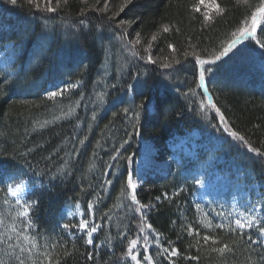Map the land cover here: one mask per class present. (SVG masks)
<instances>
[{"label": "trees", "instance_id": "1", "mask_svg": "<svg viewBox=\"0 0 264 264\" xmlns=\"http://www.w3.org/2000/svg\"><path fill=\"white\" fill-rule=\"evenodd\" d=\"M26 1L0 0V51L15 52L10 66L0 68V260L17 264L19 255L25 264H136L127 251L137 239L133 254L140 264L147 256L152 258L147 264H264V246L247 243L249 237L260 239L255 227L243 232L230 231L234 224L228 223L209 228L196 215L199 171L204 177L219 169V158L259 183L264 206V157L230 135L238 132L264 152V50L256 43H264V14L240 51L222 57L214 74H205L207 92L198 87L196 60L219 55L233 32L250 27L264 0H212V12H204L200 0H132L123 11V0L106 9V0H60L59 7L53 0L55 12ZM137 33L142 44L135 45L139 55H134L128 41ZM138 81L146 86L129 88ZM73 84L62 96L47 95L54 86ZM208 94L220 113L208 103ZM142 103L147 112L140 109L134 118ZM69 109L70 116L62 114ZM195 129L216 135L218 146L179 157L165 172L148 177L135 195L149 207L135 211L126 178L140 141L154 144L161 158L171 141ZM17 183L26 185L20 198L35 205L29 212L31 228L18 215L23 208L9 197L8 187L14 190ZM77 204L81 216L67 215ZM261 211L258 217L264 218ZM81 218L100 226L92 245L77 230ZM148 225L160 243L180 255L169 261ZM205 235L216 242L205 243ZM224 244L231 251H213ZM22 248L31 251L21 253Z\"/></svg>", "mask_w": 264, "mask_h": 264}, {"label": "rangeland", "instance_id": "2", "mask_svg": "<svg viewBox=\"0 0 264 264\" xmlns=\"http://www.w3.org/2000/svg\"><path fill=\"white\" fill-rule=\"evenodd\" d=\"M25 2L27 1L25 0ZM37 2L42 5L47 4V0H37ZM106 3L108 5L107 8H112L114 6H112V4H115L116 0L112 3L110 0L104 1V7ZM200 6L204 12H212V9L215 8L212 0H200ZM4 26L6 27L7 25ZM135 39V37L132 38V40ZM140 44H142L141 41ZM146 47L147 45H144V49L147 51ZM124 50L128 53L126 49ZM14 55L15 52L11 48L0 51V68L5 69L10 66ZM60 87L63 86L60 85ZM54 90L55 88L50 89V91ZM218 144L219 140L216 135L209 132L202 135L195 129L183 137L171 141L167 146L169 153H165V156L160 158V152L154 144L146 140H141L134 164L133 181L136 183L137 187H139L148 177L165 172L169 168L170 163L174 160H178L179 157H192L200 150H214ZM207 162L210 163L211 159L207 160ZM216 163L223 165L220 166L219 169L212 168L207 176L203 177L201 171H199L201 186L196 197V215L200 223L203 226L207 223H211L212 227L221 223L233 224L232 222L235 219L242 218V216L248 213L254 206L256 210L252 215L256 217L260 216L262 213V205L259 201L261 193L259 183L252 180L249 176H246L247 173L241 171L242 169L240 167H236L235 165L230 166L226 164V162L224 163L221 158L217 159ZM21 194H19V198ZM9 197L13 200L18 198L13 197L11 194H9ZM70 212L73 213V215H69ZM67 215L81 216V211L75 206L72 209H68ZM146 228L149 234L153 235L155 244H158L160 249L162 247L170 248L160 243L161 240L159 239V235L156 234L152 228L147 226ZM260 239L264 238L260 237Z\"/></svg>", "mask_w": 264, "mask_h": 264}, {"label": "snow or ice", "instance_id": "3", "mask_svg": "<svg viewBox=\"0 0 264 264\" xmlns=\"http://www.w3.org/2000/svg\"><path fill=\"white\" fill-rule=\"evenodd\" d=\"M9 3H11L12 5H16L17 4V0H8ZM64 2L66 3L67 0H64ZM28 3L30 5L35 4V7L37 9H39L40 11H46V12H55L57 11V8H54L51 6L52 4V0H47V4L43 7H41L40 3H37L36 0H28ZM132 0H123V3L120 5L119 11H123L124 7H126L128 4H131ZM60 5V0H57V7H59ZM108 7L107 3L105 4V9ZM105 9H101V11L105 10ZM220 11H223L222 9H220ZM264 14V5H261L260 7H258L256 9L255 12L252 13V17H251V25L250 27L245 26V27H241L237 30V32H233L232 33V39L229 40L227 42V45L223 47V50L219 53V55L214 56L213 59L211 60H205V59H200L199 57H196V60L198 62V64L201 66V69L199 71V81L200 84L198 85V87H204L205 88V92H207V88L205 87V81H206V73L208 75H212L214 74V65H216V63L218 61H220L222 59V57L229 55L230 53L234 54V50L236 52L240 51V48L238 47L239 45H241V42L246 40L247 38L253 37L255 32H256V28H257V24L259 22L258 17ZM114 15H118V13H114ZM206 19H210V17H207L206 15ZM82 23V21H81ZM122 24L125 22H121ZM130 23V22H128ZM169 29L167 26H164L163 31L167 32ZM137 35V39L133 40V41H128V43L130 45L133 46V54L134 55H139V53L135 52V45L140 44V39H139V33L136 34ZM157 39L156 35H153L151 37L152 41H155ZM257 45L259 46V48L261 50H264V43L257 41L256 42ZM151 47V44H149V48ZM169 47H172V45H169ZM141 59H143V57H141ZM148 62L149 63H155V61L152 60L151 56L148 57ZM165 67H168L169 65H164ZM77 85L73 84L70 86H64V87H60V86H54L56 88V90L54 91H49L47 93V95L49 97H57V96H62L64 94L65 91H67L69 89V87H76ZM146 86V81H138L136 85H130L129 88L133 89L135 88L137 91H139L140 89H142L143 87ZM207 101L208 103L211 105V107L217 112L220 113V109L216 106V104L213 102L212 100V96L211 94L207 95ZM149 103H151V101H149ZM140 109H144L145 112H147V106L145 104H141L139 106H137V110L134 112V118H139L140 116ZM123 111L125 113L129 112L128 108H124ZM157 111H159V108L157 107ZM72 112V109H69V111L67 113H62L63 115L66 116H70ZM93 119H95V113H93ZM220 120L221 122H224V116L221 113L220 114ZM133 128L135 129V125H133ZM228 129L225 128V131H227ZM134 134H138V133H134ZM230 135L234 138H236L237 140L241 141L246 148L250 151L255 153L257 156H261L264 157V152H261V150L259 148H254L252 147V145L245 140L244 136H241L238 132L232 131L230 133ZM81 143H83V141H81ZM125 143H127V141H125ZM115 159V157L113 158ZM124 159L126 160H131L132 157H124ZM4 172V169L2 167H0V175H2ZM133 172H128L127 173V178H126V182H127V187L128 189H131V201L135 202L136 205H138V207L135 209V211L137 212H142L143 209L148 208V205H144L141 204L139 200H137V196L135 195V190H136V183H134L133 181ZM108 183H111V181L109 180ZM196 183H200V181H196ZM26 185H24L23 183H17L15 189L13 190V188L11 186L8 187V192L13 196V197H18L15 200V203L23 208V211H20L18 213L19 216L25 217L27 218L25 220V224L24 226L27 228H31L33 221L31 220V218L29 217V212L30 210L34 209L35 205L34 204H29L27 201H23L21 198H19V194H21L24 189H25ZM157 200L160 199V197L156 198ZM77 208H79V205L77 204L76 206ZM88 208L89 209H93L94 206L89 203L88 204ZM255 206L249 210L248 213L244 214L242 216V218H237L235 219L232 223L234 224V227H232L231 225L229 226L230 231L232 232H243L245 229H252V228H256L257 231L260 234L261 238H264V218H260V217H256L254 215H252L253 212H255ZM262 210H264V206H262ZM69 215H73V213H69ZM205 227H212L211 223H207L206 225H204ZM62 228H64L65 230L69 229L70 225L69 224H62L61 225ZM99 225H95L93 224L91 227L89 226V222L88 220H85L83 218L80 219L79 224L77 225V230L78 231H82L86 234L87 236V240L86 243L91 245L93 244V234L95 232L98 231L99 229ZM148 227L150 228L151 225H148ZM218 227L220 228H224L225 225L224 224H220ZM15 231V229H13ZM188 233L189 235L193 234L192 233V228L191 225L188 226ZM197 235L199 234V232L196 233ZM21 235H23V233H21ZM24 240L29 241V243L31 244L32 247H35V241L30 239V237L28 235H24ZM203 240L205 243H207L208 241H212V243H215V239L211 236L205 235L203 237ZM158 242V241H157ZM233 243H236V241H234ZM247 243L249 245H256V244H261L262 246H264V239H258V240H252L251 237H249ZM169 244H171V242H169ZM138 245V240L137 239H133L129 242V246H128V251H127V255H129L131 257V259L133 261H136V264H140V260L138 259L137 255L133 254L135 248ZM54 246V245H53ZM25 251H31V248L28 249H21V253H24ZM162 253L168 257V259L170 261L173 260V258L177 257L180 255L179 250L176 248H161ZM213 251L219 252L221 254L227 252V251H231L230 246L228 244H224L222 247L219 248H215L213 249ZM92 253H88V259H92ZM17 264H25V261L23 259H21V256H16L15 257ZM151 257L147 256L145 257V261L146 264L148 261H151ZM191 259L195 260L197 259V257L193 256L191 257ZM262 261H264V257L260 258ZM0 264H4V261L0 260Z\"/></svg>", "mask_w": 264, "mask_h": 264}]
</instances>
